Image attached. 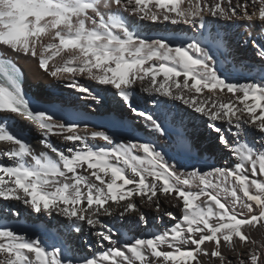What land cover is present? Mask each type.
Wrapping results in <instances>:
<instances>
[{
	"label": "snow or ice",
	"instance_id": "6c2138e0",
	"mask_svg": "<svg viewBox=\"0 0 264 264\" xmlns=\"http://www.w3.org/2000/svg\"><path fill=\"white\" fill-rule=\"evenodd\" d=\"M125 13L134 21L190 25L199 34L175 43L143 37L126 23ZM214 21L264 25V0H0V51L35 59L57 85L96 105L103 98L83 79L114 89L132 117L129 123L109 116L114 127L131 134L117 143L54 97L34 108L21 70L0 57V141L12 145L0 151L7 161L0 159V201L20 202L37 216L63 217L71 221L69 231L86 225L95 230L100 249L91 257L80 255L59 228H46L60 241L49 251L39 239L0 226V264H205L204 258L232 264L225 246L237 252L238 244L255 245L245 228H264V76L243 84L226 78L238 66L229 64L225 39L209 30ZM252 43L264 58V45L255 37ZM47 87L51 92L53 86ZM138 87L151 96L152 109L135 103ZM225 92L231 94L226 101ZM175 102L207 122L236 161L232 167L181 171L152 141L135 135L176 131L172 148L189 154L191 140L177 131L183 118L169 107ZM16 119L37 128L48 151L36 154L13 134ZM249 133L256 134L261 150L247 142ZM51 137L66 146L58 149ZM89 137L110 147L92 145ZM161 196L174 197L172 207L181 211L179 217L165 213L174 223L162 232L121 245L102 219L114 215L113 204L123 209L121 218L138 211L135 197L163 211ZM12 208L0 203V214ZM138 220L147 224L143 212ZM239 264H264V246L253 247Z\"/></svg>",
	"mask_w": 264,
	"mask_h": 264
},
{
	"label": "bare ground",
	"instance_id": "6f19581e",
	"mask_svg": "<svg viewBox=\"0 0 264 264\" xmlns=\"http://www.w3.org/2000/svg\"><path fill=\"white\" fill-rule=\"evenodd\" d=\"M184 26L187 27L186 30L189 32L187 39H191L194 35L199 34L197 30L193 29L190 25ZM238 26L240 28L239 31H244L248 36L253 35V37L256 38L262 37V44H264V25H260L257 22L252 27H248L247 23L243 22L241 23V26ZM208 28H212L213 31L219 32V35L225 39L228 45V51L230 52L229 59H233L234 61H243V59L250 61L252 59L253 54L251 49L237 41L239 37L237 29L235 30L234 27L228 26V24L223 21H214L208 25ZM228 38L232 40H229ZM0 57L12 60L22 70L24 89L29 96L34 99L42 102L54 97L56 100L68 105V111L78 112L89 123V127L92 130L108 132L110 135L114 136L117 143L123 142L124 139L131 135L129 132L117 129L110 122V115L112 117H126V121L129 123L132 122V117L127 108H125L126 106L122 103L118 96L113 95V89L109 88L108 91H105L103 86H99L95 82L83 79V83L102 96V103L96 105L91 101H86L80 98L73 90L65 89L62 86L57 85L55 80L45 75L44 72L39 69L38 62L35 59L16 55L8 51H0ZM254 63L255 64H252L251 66V71L254 74V80L256 82H260L264 73L259 70L264 67V58L263 60L257 62L255 61ZM182 79L183 78L181 77V80ZM47 86H53L51 92ZM136 92H138L140 96V98L135 101L139 107L147 108L149 110L154 107L152 98L148 93L142 92L139 87L136 89ZM169 107L172 108L178 118H183V129H177V131H186L188 138L191 140L192 150L189 154L194 155L198 160H205L210 157L211 152L213 153V151H215L216 153H220L221 157H223L222 159H224L218 160V167H232L234 165L236 161L231 156L230 152L219 143L216 134L208 128L207 122L203 118H200L197 114H193L190 109H187L180 102H175V104L170 103ZM221 126L223 127L224 125ZM10 129L13 134L27 142L36 154H39L41 151H48L43 149V146L39 143L41 139L39 130L29 121L16 119L14 123L10 124ZM169 134L172 138L171 140L173 141L176 136V131H170ZM135 135L144 141H152L155 144V140L152 139V136H146L143 132H136ZM229 139L231 140L232 138L229 137ZM245 139L250 145H254L257 150H261V146L255 143V133H249ZM88 142L98 147H110L102 144L101 142L103 141L100 139H92L89 137ZM51 143L58 149H63L66 146L65 143H63L58 137H51ZM195 144L198 145V149L195 148ZM11 147L12 145L0 141V151L10 149ZM174 153L178 156V158H185L176 151ZM49 154L54 155L51 153ZM138 155H143V153H138ZM5 162H7L6 159ZM260 179H264V177H260ZM160 199L163 211L158 212L154 206L147 203L144 199L135 197L134 202L138 206V211L126 214L124 218H121L119 213L123 209L113 204L111 207L114 215L111 217H102V219L106 224L114 229L116 238H119L121 245L125 241L130 242L136 237L151 236L164 231L167 227L174 223V221L170 220L165 214L166 212L172 211L177 217L181 215L180 208L172 207V204L177 203L174 197L165 199L161 196ZM0 203L13 205L11 214H0V226H7L9 229L14 230L18 235L24 236L27 239H39L49 251L52 250L54 245L59 246L60 241L55 239L53 233L47 231L46 228H59L65 233L67 238L71 240L80 255H87L91 257L93 253L98 254L100 251L97 244L98 237L95 236V230L90 229L86 225H81L79 231L75 228H72L71 231H69L68 226L71 224V221H67L63 217L57 215L49 217L44 214L37 216L36 214L31 213L22 203L16 201H0ZM139 212H143L145 214L147 224L139 222ZM245 231L248 232L250 237L256 243L255 245L250 244L247 248L238 244L237 252L240 253L239 258L237 256V252L230 251L226 246L222 249L226 258L231 260L232 264H239V259L241 258L247 259V254L253 247L260 249L264 246V228L259 226L255 228L246 227ZM104 243L107 245V242ZM206 246L209 249L212 247L211 244ZM204 259L205 264H214L213 261H210L207 258Z\"/></svg>",
	"mask_w": 264,
	"mask_h": 264
},
{
	"label": "rangeland",
	"instance_id": "374dc122",
	"mask_svg": "<svg viewBox=\"0 0 264 264\" xmlns=\"http://www.w3.org/2000/svg\"><path fill=\"white\" fill-rule=\"evenodd\" d=\"M123 16L125 18L126 23H129L131 25L132 30L138 31L141 36L144 35L143 37H148V38L165 37V38H168L169 40H172L175 43L177 38H184V39L186 38L187 39V36L189 35V32L186 30L187 27L182 25V24L172 25L168 22L152 23V22H148V21H140L138 18H136V20H135L136 22H135L134 18L128 16V14L125 13V14H123ZM226 23L228 24V26L234 27L235 30L237 29V34L239 36L237 41L240 44H243V45H246L247 47H249L252 51L253 57L250 61H247L245 59H243V61L242 60L234 61L233 59H229L230 65H237L238 67H236V69L234 71L225 72V76L230 82H233V83L243 84V83L252 82L254 80V74L251 71V66H252V64L253 65L255 64L254 63L255 61L257 62V61L263 60V58L258 55L257 48L252 43L253 35L248 36L247 33H245L244 31H239L240 28L238 25L241 26V23H243V22H235V23L226 22ZM209 30L213 31L212 28H209ZM257 37H258V35H257ZM256 39H258V40H256V42L259 41L257 43L264 45V44H262V42H263L262 37L256 38ZM229 40H232V39H229ZM204 95H210V94L207 93V91L205 90ZM223 97H224V100L226 101V100L231 98V95H229L225 92V94H223ZM139 98H140L139 93L136 92L135 93V101H137ZM123 118H125V121H126L127 118L126 117H123ZM126 122H128V121H126ZM193 130H195V129H193ZM152 139L155 140L154 142H155V145H156L158 151L165 153L166 158H168L171 163L177 164L180 167L181 171H190L193 168L207 170L210 167H218V160H221L223 158V157H221L220 153H216L213 150H211V151H213V153L211 152L210 157L205 159V160H198L192 154L184 155V154H180V153L179 154L185 158L184 159L178 158V156L174 153L175 152L174 149L172 148V142L173 141L171 140L172 138H171L170 134L165 135V136H152ZM101 143L105 144V146H106V142L103 141ZM195 148L198 149L197 144H195ZM179 159H180V161H179ZM222 160H224V159H222ZM190 190L197 191V189H195V188H192ZM177 208H179V207H177Z\"/></svg>",
	"mask_w": 264,
	"mask_h": 264
}]
</instances>
